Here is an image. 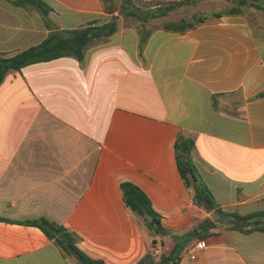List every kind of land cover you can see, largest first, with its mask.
Instances as JSON below:
<instances>
[{
    "label": "crops",
    "instance_id": "obj_1",
    "mask_svg": "<svg viewBox=\"0 0 264 264\" xmlns=\"http://www.w3.org/2000/svg\"><path fill=\"white\" fill-rule=\"evenodd\" d=\"M43 1L56 31L113 17L101 0ZM133 2L138 18L124 9L118 32L90 43L84 60L33 64L1 83L0 264H80L32 224L42 218L76 234L92 259L138 264L153 237L124 203L126 182L171 233L156 238L170 264H264V232L225 229L195 204L175 149L181 133L194 140L196 175L218 209L264 212V11L231 15L238 0ZM51 28L0 0V55L41 44ZM205 220L216 225L200 239ZM198 241L206 248L191 259Z\"/></svg>",
    "mask_w": 264,
    "mask_h": 264
},
{
    "label": "trees",
    "instance_id": "obj_2",
    "mask_svg": "<svg viewBox=\"0 0 264 264\" xmlns=\"http://www.w3.org/2000/svg\"><path fill=\"white\" fill-rule=\"evenodd\" d=\"M16 7H24L36 10L44 19L49 28L51 24L48 20L52 8L43 0H9ZM103 8L107 14L112 15V19L105 24H90L86 27L75 30H51L49 36L41 44L30 47L14 56L6 57L0 55V85L6 75L11 71H21L22 69L38 63H46L63 57H74L79 61L84 60L85 48L96 40H102L113 36L120 27V15L124 9L130 8L129 17L138 18L137 6L133 0H101ZM120 2V4H119ZM119 4V5H118ZM257 9L264 11V4L254 3L247 0H238L231 9L230 14H242L244 9ZM119 14L116 16V14ZM169 30L176 29L175 25L166 26ZM194 140L181 133L177 139L175 149L180 173L186 185L193 189L194 202L203 207L208 212L216 211L221 219V227L232 228L242 233L249 234L255 231L264 232V212L241 216L238 213H227L218 209L212 192L202 184L195 171L193 163ZM123 200L141 221L143 228L153 237V245L150 247L148 255L138 264H170L172 257L157 253L156 238L170 235L162 224L159 216L152 207L149 197L142 189L133 183L126 182L122 186ZM47 237L54 241L56 245L67 255L72 256L80 264H105L103 261L95 260L77 247L78 236L68 231L62 225L46 218L33 222ZM216 224L210 220H205L194 230L200 239H203ZM176 241V252H180L183 245L178 244L182 237H173Z\"/></svg>",
    "mask_w": 264,
    "mask_h": 264
},
{
    "label": "built area",
    "instance_id": "obj_3",
    "mask_svg": "<svg viewBox=\"0 0 264 264\" xmlns=\"http://www.w3.org/2000/svg\"><path fill=\"white\" fill-rule=\"evenodd\" d=\"M205 248H206L205 242L203 241L196 242L192 247L189 248V251L193 253V255L191 256V259H196L197 251L203 250ZM157 253L160 254V251H158V249H157Z\"/></svg>",
    "mask_w": 264,
    "mask_h": 264
},
{
    "label": "rangeland",
    "instance_id": "obj_4",
    "mask_svg": "<svg viewBox=\"0 0 264 264\" xmlns=\"http://www.w3.org/2000/svg\"><path fill=\"white\" fill-rule=\"evenodd\" d=\"M119 4H120V2H119ZM119 4H118V5H119Z\"/></svg>",
    "mask_w": 264,
    "mask_h": 264
}]
</instances>
